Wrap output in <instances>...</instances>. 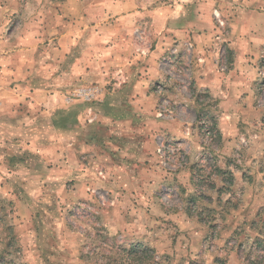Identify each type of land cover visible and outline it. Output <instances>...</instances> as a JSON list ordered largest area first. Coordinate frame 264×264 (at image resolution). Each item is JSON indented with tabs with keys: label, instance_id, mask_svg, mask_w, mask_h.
Masks as SVG:
<instances>
[{
	"label": "rangeland",
	"instance_id": "1",
	"mask_svg": "<svg viewBox=\"0 0 264 264\" xmlns=\"http://www.w3.org/2000/svg\"><path fill=\"white\" fill-rule=\"evenodd\" d=\"M241 10L264 0H0V102L23 100L0 104L1 264H264Z\"/></svg>",
	"mask_w": 264,
	"mask_h": 264
},
{
	"label": "crops",
	"instance_id": "2",
	"mask_svg": "<svg viewBox=\"0 0 264 264\" xmlns=\"http://www.w3.org/2000/svg\"><path fill=\"white\" fill-rule=\"evenodd\" d=\"M230 23L232 27H230L231 30H228L227 33L228 35H230L229 40H231V46H232L230 48H232V50L234 51V55L236 54L234 66H235V69L245 68V71L239 72L240 77L235 74L236 78L233 79V81L231 80L233 77L230 76L229 80L236 83L237 79L240 78L244 80L243 84H247L249 80L246 78L250 77V75L246 73L249 68L248 61H246V65H243V63H241V58H237V57H241L242 53H247L249 51L252 52L253 47L256 46V43L264 39V10L263 11L241 10L240 12L237 13L236 16L232 17V19L230 20ZM9 41L10 40H8V38L0 41V46L2 45L8 46L9 43L7 42ZM10 50L8 49V51ZM8 51L6 49V55L3 56L4 58L11 55V53H8ZM4 70L7 71V67ZM245 73L246 75H243ZM252 78L254 79L255 77H252ZM240 85L241 83L239 84V86ZM237 88L238 87L233 88V90L235 91L234 92L235 94L230 96L231 99L237 98L236 100H239L243 95H244L243 99H245L246 94L244 93L246 89H242L240 91ZM22 101H23L22 99L18 98L16 95H13L9 99L0 102V104H1L2 109L6 112L8 111V107L11 106V104H14L16 102H22Z\"/></svg>",
	"mask_w": 264,
	"mask_h": 264
},
{
	"label": "trees",
	"instance_id": "3",
	"mask_svg": "<svg viewBox=\"0 0 264 264\" xmlns=\"http://www.w3.org/2000/svg\"><path fill=\"white\" fill-rule=\"evenodd\" d=\"M3 257L4 256L0 255V264H1V260H2ZM5 264H13V263L11 261H9V262H5Z\"/></svg>",
	"mask_w": 264,
	"mask_h": 264
}]
</instances>
